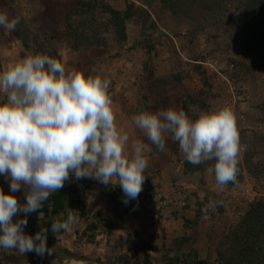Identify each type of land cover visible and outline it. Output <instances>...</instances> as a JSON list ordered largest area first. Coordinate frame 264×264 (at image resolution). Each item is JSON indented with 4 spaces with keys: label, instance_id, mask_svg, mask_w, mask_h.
<instances>
[{
    "label": "clouds",
    "instance_id": "1",
    "mask_svg": "<svg viewBox=\"0 0 264 264\" xmlns=\"http://www.w3.org/2000/svg\"><path fill=\"white\" fill-rule=\"evenodd\" d=\"M18 23L0 11V28L13 31ZM110 84L100 76L66 73L61 62L42 54L26 56L0 71V92L6 94L0 103V177L9 186L8 193L0 188V249L22 256L51 254L48 232L78 223L71 210L63 221L54 220L50 229L41 228L30 236L24 228L28 215L41 209L69 180L118 186L125 205L138 198L148 168L145 153L151 149L134 139L129 152L130 136L115 124ZM131 123L161 151L170 134L191 165L214 160L207 171L214 174L218 188L236 183L244 146L229 108L202 112L195 120L172 108L145 111L132 116ZM21 190L24 203L12 195ZM18 215L23 218L14 222Z\"/></svg>",
    "mask_w": 264,
    "mask_h": 264
},
{
    "label": "rangeland",
    "instance_id": "2",
    "mask_svg": "<svg viewBox=\"0 0 264 264\" xmlns=\"http://www.w3.org/2000/svg\"><path fill=\"white\" fill-rule=\"evenodd\" d=\"M109 0H0V5H8L6 13L9 19L17 18L19 23L16 25V31H5L0 28V71H6L15 64L23 60L29 55H48L55 58L59 62L66 59L68 55L79 53L89 46H103L105 49L112 47L114 44H120L119 31L112 20L109 13L105 12V8H110ZM125 2L127 6L134 3L129 0H114V2ZM144 6H149L153 2H159L164 9L165 5L159 0H136ZM208 1V2H204ZM253 0H169V3L176 4L183 12L182 14L188 20L194 39H198V46L202 47L197 57L200 62H205L207 59H212L218 62V67L225 69L227 65L233 64L237 68L238 78L234 79L237 83H241L242 90L246 94V100L243 105L235 112H232L235 117L236 126L240 135V142L244 146V151L241 153L239 163L237 165L238 172L236 183L247 180L250 184H258L261 189L264 188V11L260 16L253 19L251 15ZM219 3L217 9L209 8L212 3ZM167 3V4H169ZM24 4V5H22ZM114 3V7L116 8ZM5 8V7H4ZM251 9V10H250ZM144 11L141 7H137L136 11ZM167 10V9H166ZM169 11V10H168ZM256 26V30L248 29V26ZM17 34L15 39L14 35ZM145 37V40L152 41V37L147 34H140ZM199 36H204V42ZM192 38V40H194ZM201 41V42H200ZM121 42V41H120ZM196 42V41H195ZM146 42L142 39L140 42L136 40L132 47L143 49ZM263 46V47H262ZM132 49V48H130ZM191 49H194L191 47ZM127 50V49H126ZM129 50V48H128ZM128 62L131 64L129 70H120L121 77L126 76L128 84L127 89L133 88L134 92L131 99L142 100L145 97V75H135L132 69L138 64H135L134 56L132 55ZM199 63V62H198ZM126 65V64H125ZM200 65V63L198 64ZM68 65H65L67 72H81L86 76H92L86 72L84 68L77 63V70ZM226 66V67H225ZM200 71L198 77L200 81H206L205 89L202 96L207 95V99L212 103L208 107L216 111L224 108L220 104L216 106L218 100L224 96V100L228 97L227 85L219 77L207 70V66H199ZM126 69V68H125ZM203 73H202V71ZM219 69V68H218ZM221 69V68H220ZM222 71V70H219ZM127 74H131L127 76ZM214 79L220 83L215 88ZM123 80V79H122ZM114 80V83H119ZM232 82V81H231ZM127 84V85H128ZM145 84V86H144ZM225 84V88L222 87ZM109 89V95L114 93V85ZM113 100V95H110ZM139 97V98H138ZM6 100V94L0 92V103ZM211 104L213 106H211ZM201 105H203L201 107ZM115 124L118 128L127 131V127L121 124V119L115 114ZM196 107L205 109L206 106L202 101L195 105ZM219 107V108H218ZM242 111V112H241ZM239 113H245V122L239 120ZM238 119V120H237ZM240 121V122H239ZM129 134V133H128ZM130 140H133V135H130ZM130 147V146H128ZM180 152L175 157L176 164L180 162ZM215 161H206L200 165H191L187 161L183 164V172L185 177L192 179L194 173L204 172L211 167ZM175 171V169H174ZM208 172V171H207ZM176 178L177 172L175 171ZM209 173V172H208ZM210 174V173H209ZM179 176V175H178ZM214 176V174H213ZM171 178V179H172ZM205 175L199 179L201 186L205 183H214L209 181ZM180 179V177L178 178ZM92 186L85 189L78 181L69 180L65 182L56 195L64 198L65 208L59 216H51V220L66 219L69 210L73 215L78 217V223L64 230L63 233L56 235L55 238L47 240V248L51 254L47 252L43 256H39L34 252L25 253L18 264H40L50 259H57L54 264H141L139 262L140 246L134 241L127 242L122 240L119 234L118 224L113 225L109 222L108 214H103V211H114L111 201L113 200L112 192L109 187H105V191L97 189L94 185L95 180L88 179ZM234 183V184H236ZM263 183V184H261ZM233 184V183H229ZM0 188L5 193L9 192L8 183L3 177H0ZM211 186L207 192L216 199L217 197ZM25 193L28 189L24 190ZM97 191H100L99 193ZM19 203H24L23 190L12 193ZM77 199H82L85 203L81 206ZM213 200V199H212ZM118 201V200H117ZM122 201V200H121ZM220 202V200H218ZM115 204V203H114ZM221 204V203H220ZM116 205V204H115ZM104 208V209H103ZM146 213V211H145ZM227 215H233L232 211H228ZM148 217V216H147ZM209 219L212 223H221L223 217ZM15 219L23 218L22 215L14 217ZM149 218V217H148ZM30 219V214L27 221ZM233 224L228 228L224 225L210 226L208 232V240L214 241L216 244L215 250L210 251L215 253L216 260L206 259L203 261L208 264H221L218 259V251L224 254H229L231 246L226 237L238 230L242 219L235 216ZM244 219V218H243ZM40 224L46 223V218L40 215L38 220ZM97 225L98 229L92 230L90 227ZM209 228V227H208ZM123 230H127L122 227ZM210 233V235H209ZM126 239V238H125ZM231 240V239H230ZM129 242V243H128ZM5 255H14L12 252H2ZM19 255V254H17Z\"/></svg>",
    "mask_w": 264,
    "mask_h": 264
},
{
    "label": "crops",
    "instance_id": "3",
    "mask_svg": "<svg viewBox=\"0 0 264 264\" xmlns=\"http://www.w3.org/2000/svg\"><path fill=\"white\" fill-rule=\"evenodd\" d=\"M129 1L135 4V10H137V7H141L149 15L145 26L142 19L133 16L124 22L125 39H120L121 42L117 40L120 43L119 45L114 44L106 49L102 45L89 46L79 53L75 52L74 55H68L64 60L62 58V64L67 67L68 63V65H71L70 69L73 66L77 70L76 66L79 63L93 77L100 76L111 81L109 89H112L111 86L114 85V93L111 92L110 95H113L112 101L116 116L122 120L121 124L127 127L128 133L133 135V140H143L149 144L151 149L150 152L145 153L148 159V168L145 170L144 175L146 177L138 198L125 205L121 201L123 193L120 188L109 186L108 190L110 189L112 192L111 205L114 211H103V214H108L106 216L111 224H118L127 229L123 230L122 227H119L122 240L127 242L128 239L140 246L142 255L139 253V262L141 264H145L146 255L149 264H194L206 259L216 260L215 253L212 252L215 250L216 244L213 243L214 241L210 242L207 235L210 226L215 225L214 230L219 225L229 228L235 220V216L226 214L230 211L227 210V205L219 206V203L223 200V195H220V199H218L220 202L216 199L213 200L215 201L214 206H217L219 218L225 217L219 224L212 223L209 220L211 217L212 219L218 218L213 214L208 213L207 216L205 213L201 218L199 217L200 212L193 210L187 211L182 219H168L158 222L154 218H148L143 208L145 197L159 188L166 190L169 182L173 179L172 176L174 177L176 174V168L183 165L181 163L186 160L179 149L178 143L172 141L170 134L166 136L165 149L161 151L151 145L131 123L132 116L145 111L155 113L169 108L183 110L192 120L198 118L202 112L213 111L208 107L212 102L207 99V95L204 97L200 94L205 89L204 85L206 86V81H200L198 77L200 71V65L198 64L201 62L197 57L201 54L202 47L198 46V39L193 38L188 20L183 16L173 15L170 11L164 9L159 2L144 6L136 0ZM108 3L120 12H125L128 8L125 2L121 4L120 1L109 0ZM114 3L117 5L116 8ZM7 9L8 5H0V11L6 13ZM140 34H143V36L144 34L150 35L153 39L152 41H146L145 37ZM14 37L18 39L16 34ZM199 38L202 40L204 36H199ZM141 39L147 43L145 48L132 47L136 40L140 42ZM202 41L204 42V39ZM191 47L194 49H191ZM132 55L135 64L138 63L132 69V72L135 75L142 74L146 77L144 82L146 84V86L144 84L146 95L142 100L130 98L136 90L133 88L127 89V86L131 87L128 84L129 80H126V76L121 77L118 72L131 69L128 60ZM129 75L131 74H127V76ZM114 80H120L117 82L123 84L114 83ZM213 85L217 88L220 83L214 79ZM222 87L225 88V84H222ZM224 96L225 94L221 97V101L218 100L216 106L222 105V103L224 105ZM199 101L205 104V109L195 106L199 104ZM211 106L213 105L211 104ZM131 141L132 139L129 141V152H131ZM178 152H180V161H182L179 165L176 164L175 159ZM205 175L207 178L211 176L209 181L215 182L213 174H209L207 170L197 174L194 173L192 178L200 181L199 179L204 178ZM88 185L92 186L93 184L88 183ZM94 185L97 189L105 191V187H102L98 182ZM40 215L33 217L30 214V219L24 228L26 234L34 235L41 228H47V220L44 224L37 221ZM205 216L208 218L205 219ZM14 217L13 221L15 222ZM2 252H12L14 255H5ZM17 254L14 250L0 249V264H18L17 261L22 256Z\"/></svg>",
    "mask_w": 264,
    "mask_h": 264
},
{
    "label": "built area",
    "instance_id": "4",
    "mask_svg": "<svg viewBox=\"0 0 264 264\" xmlns=\"http://www.w3.org/2000/svg\"><path fill=\"white\" fill-rule=\"evenodd\" d=\"M202 65L209 67L207 70L215 73L218 77L220 76L219 80L226 82L228 97L225 101V107L235 112L246 100V94L244 89L242 90L241 83L236 84L237 81H234L239 76L236 72L237 68L233 64L227 65L225 73H223L224 69H220L218 62L212 59L203 62ZM238 118L241 123L245 122V113H239ZM182 166L176 168L177 177L169 182L166 190L159 188L145 197L143 208L149 218H154L158 222L168 219H182L189 210L199 211L201 218L205 213L206 215L209 213L219 216L217 206H214L215 201L213 200L215 198L210 195V191L207 192L211 186L216 187V189L213 188V191L217 190L215 194L218 198L223 195V200L219 206L227 205V210L232 211L239 219L246 216L251 205L260 201L264 202V188L261 189L262 187L256 183L250 184L244 180L236 184H227L222 189L218 188L215 182H208L201 186L200 182L194 178L182 179L185 177ZM179 177L180 179H178ZM205 209L206 211H202Z\"/></svg>",
    "mask_w": 264,
    "mask_h": 264
},
{
    "label": "trees",
    "instance_id": "5",
    "mask_svg": "<svg viewBox=\"0 0 264 264\" xmlns=\"http://www.w3.org/2000/svg\"><path fill=\"white\" fill-rule=\"evenodd\" d=\"M161 1L167 10H169L173 15H186L183 10H181L176 4L169 3V0H159ZM208 2V1H204ZM169 3V4H167ZM219 3H212L209 6L211 10L217 9ZM253 19L258 17L261 19V15L264 11V0H253L251 5ZM250 9V10H251ZM105 12L109 13L112 20H114L117 30L119 31V38L124 40V22L133 17L138 16L142 19L144 26L147 24L149 15L146 12L140 10H133V5H129L125 12H120L110 8H105ZM252 28L253 31L256 30V26H248V29ZM16 34V38H17ZM264 43V42H263ZM263 47V46H262ZM85 189H89L88 179H82L78 181ZM77 202L84 206L85 203L82 199H77ZM65 208L64 198L60 195L53 194L47 201L44 202V206L37 212L31 213L33 217H37L38 214L44 216L47 220V228L50 229V225L53 222L51 216H59ZM92 230L98 229L97 225L90 227ZM61 230L58 233H51L49 230L47 239L55 238L56 235L63 233ZM31 236V235H30ZM231 239V240H230ZM229 240L230 253L224 254L218 251V259L221 264H264V202H257L251 205L250 210L242 219L238 230L232 233L230 236L226 237V241ZM21 257V256H20ZM23 258V257H22ZM20 258V259H22ZM57 259H50L44 261L40 264H54ZM20 263V260L17 261ZM145 264H149L148 256H145ZM194 264H208L206 261H198ZM216 264V263H214Z\"/></svg>",
    "mask_w": 264,
    "mask_h": 264
}]
</instances>
